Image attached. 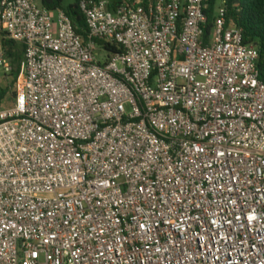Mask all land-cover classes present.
<instances>
[{
  "label": "built area",
  "instance_id": "built-area-1",
  "mask_svg": "<svg viewBox=\"0 0 264 264\" xmlns=\"http://www.w3.org/2000/svg\"><path fill=\"white\" fill-rule=\"evenodd\" d=\"M77 2L85 36L0 0V264H264V77L224 1L207 34V0Z\"/></svg>",
  "mask_w": 264,
  "mask_h": 264
},
{
  "label": "trees",
  "instance_id": "trees-1",
  "mask_svg": "<svg viewBox=\"0 0 264 264\" xmlns=\"http://www.w3.org/2000/svg\"><path fill=\"white\" fill-rule=\"evenodd\" d=\"M109 10H114L126 0H106ZM222 0H207L208 26L205 33H208L213 20L214 10ZM226 22H231L240 30L244 44L253 45L258 52L257 68L261 77H264V0H223ZM37 3L48 11L62 10L78 34L85 36L84 18L78 8L77 0H37ZM1 46L5 52L6 59L12 66L10 75L2 78L0 82V102L6 96L14 97L15 80L19 75L23 45L12 40L1 38ZM109 52L118 53L119 49L114 46L108 47Z\"/></svg>",
  "mask_w": 264,
  "mask_h": 264
},
{
  "label": "rangeland",
  "instance_id": "rangeland-1",
  "mask_svg": "<svg viewBox=\"0 0 264 264\" xmlns=\"http://www.w3.org/2000/svg\"><path fill=\"white\" fill-rule=\"evenodd\" d=\"M67 1H69V0H65V2H67ZM35 2H37V0H35ZM14 89H15V85H14ZM13 89V90H14ZM12 103H13V97L12 96H6L4 99H3V101L1 102V106L3 107V108H9V107H11L12 106Z\"/></svg>",
  "mask_w": 264,
  "mask_h": 264
}]
</instances>
